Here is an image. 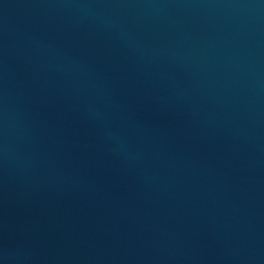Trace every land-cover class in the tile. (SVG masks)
I'll return each instance as SVG.
<instances>
[{
  "label": "water",
  "instance_id": "1",
  "mask_svg": "<svg viewBox=\"0 0 264 264\" xmlns=\"http://www.w3.org/2000/svg\"><path fill=\"white\" fill-rule=\"evenodd\" d=\"M0 264H264V0H0Z\"/></svg>",
  "mask_w": 264,
  "mask_h": 264
}]
</instances>
